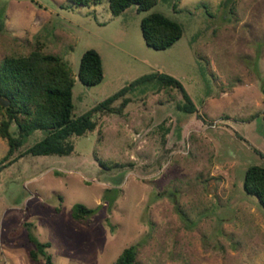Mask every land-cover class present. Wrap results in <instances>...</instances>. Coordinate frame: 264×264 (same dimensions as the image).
I'll return each mask as SVG.
<instances>
[{
    "label": "rangeland",
    "instance_id": "374dc122",
    "mask_svg": "<svg viewBox=\"0 0 264 264\" xmlns=\"http://www.w3.org/2000/svg\"><path fill=\"white\" fill-rule=\"evenodd\" d=\"M222 1L112 15L105 0H0V62L57 56L72 78L71 118L151 73L177 80L193 106L153 77L91 110L95 125L70 136L69 154L24 153L44 132L24 134L0 168V264H44L28 257L23 220L51 264H112L130 245L132 264H264V209L242 189L245 169L264 167V0ZM153 11L181 27L162 50L139 29ZM86 49L101 61L93 85L76 77ZM7 148L0 136V160ZM74 203L92 209L84 222Z\"/></svg>",
    "mask_w": 264,
    "mask_h": 264
},
{
    "label": "trees",
    "instance_id": "16d2710c",
    "mask_svg": "<svg viewBox=\"0 0 264 264\" xmlns=\"http://www.w3.org/2000/svg\"><path fill=\"white\" fill-rule=\"evenodd\" d=\"M73 5L86 6L100 0H68ZM112 15H118L130 5L137 11H146L156 0H105ZM229 0H223L225 3ZM142 39L148 47L162 50L176 41L181 34L179 23L168 19L159 12H149L139 20ZM76 77L84 85H93L102 78L101 61L98 53L93 49H86L79 58ZM157 77L165 85L177 88L186 102L185 109L193 111V106L183 91L181 85L174 78L162 74H144L132 80L106 97L89 111L71 118V87L72 78L66 66L54 55L42 54L35 49L26 55L17 57L5 56L0 62V99L7 101L0 105L6 118L0 120V136L7 142L6 154L0 160V168L8 164V156L20 145L21 137L31 130H41L44 135L37 142L29 146L24 153L31 155L57 154L66 155L72 151L70 136L80 135L92 130L95 123L90 120L91 110L105 107L127 87L143 80ZM126 99L121 101L124 104ZM19 154L18 156H20ZM242 189L253 195L258 204L264 209V167L260 165L248 166L243 174ZM92 213L80 203H74L70 208V216L77 222H84ZM26 230V237L33 244L28 250V256L37 260L38 255L44 259V264H51V259L45 249L48 242H39L31 233V224L26 220L21 223ZM136 248L130 245L121 250L112 264H132Z\"/></svg>",
    "mask_w": 264,
    "mask_h": 264
},
{
    "label": "water",
    "instance_id": "95a60500",
    "mask_svg": "<svg viewBox=\"0 0 264 264\" xmlns=\"http://www.w3.org/2000/svg\"><path fill=\"white\" fill-rule=\"evenodd\" d=\"M264 94V89H263ZM7 104V101L0 99V105L5 106Z\"/></svg>",
    "mask_w": 264,
    "mask_h": 264
},
{
    "label": "crops",
    "instance_id": "0c3cea01",
    "mask_svg": "<svg viewBox=\"0 0 264 264\" xmlns=\"http://www.w3.org/2000/svg\"><path fill=\"white\" fill-rule=\"evenodd\" d=\"M25 235H26V234H25ZM26 239H27V237H26ZM27 241H28V239H27ZM28 242H29V241H28ZM29 249H30V248H29ZM29 249H28V250H29ZM27 254H28V252H27ZM28 257H29V256H28ZM29 259H30V258H29ZM31 260H32V259H31Z\"/></svg>",
    "mask_w": 264,
    "mask_h": 264
}]
</instances>
